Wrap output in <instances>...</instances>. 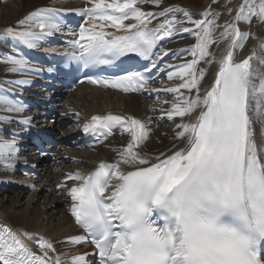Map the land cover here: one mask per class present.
Listing matches in <instances>:
<instances>
[{"label":"snow or ice","instance_id":"snow-or-ice-1","mask_svg":"<svg viewBox=\"0 0 264 264\" xmlns=\"http://www.w3.org/2000/svg\"><path fill=\"white\" fill-rule=\"evenodd\" d=\"M231 2L223 6L231 17L223 24L218 23L221 13L211 8L200 13L201 19H193L179 7L159 13L138 7L148 3L159 7L161 0H84L86 6L76 10L83 23L78 31L69 29L73 37L67 44L72 50L66 54L70 63L90 69L113 65L123 57L148 62L143 70L123 69L122 75L89 76L87 83L125 94L165 92L174 97L170 107L160 109L159 118L174 126L167 151H143L151 135V117L142 121L108 113L91 116L83 126L85 134L102 137L100 143L116 127L129 138L125 147L114 149V162L101 161L88 174L69 173L67 180L73 184L58 185L66 188L70 215L84 233L63 242L93 245L96 264H264V38L251 31L254 21L264 26V0H241L229 7ZM170 13H182L186 19ZM161 17V23L149 28L153 19ZM242 25L248 30H242ZM64 28L59 9L31 12L0 34V41L10 40L13 45L11 53L0 55V65H7L11 74L39 75L41 69L18 46L40 50ZM180 33L195 39L183 50L192 57L190 61L166 65L172 69L168 80L181 82L152 88L148 73L169 55L160 42ZM249 39L257 40V45L237 61V51ZM223 41L227 46L217 60L210 49ZM44 51L54 53L55 49ZM202 61L218 64L213 82L203 92L208 68L201 66ZM30 83L17 79L0 86V111L23 114L25 106L10 98L7 89ZM75 115L79 118V113ZM11 122L10 115L0 116V123ZM19 123L27 126L30 119ZM17 151L15 137L0 139V164L5 169H15ZM25 240L35 243L39 254ZM87 256L73 255L66 261L56 254L51 241L0 224V264H91Z\"/></svg>","mask_w":264,"mask_h":264},{"label":"bare ground","instance_id":"bare-ground-1","mask_svg":"<svg viewBox=\"0 0 264 264\" xmlns=\"http://www.w3.org/2000/svg\"><path fill=\"white\" fill-rule=\"evenodd\" d=\"M0 1H2V3H0V30L1 29L4 30L7 27L17 26L19 24V21L23 20L27 15H29L33 11H36L39 8H60L70 13H73V12L75 13L76 10L86 6L84 3L81 2V0H6L7 3L3 2V0H0ZM204 1H205L204 4L198 9L199 10L203 9L205 11L211 8V10H213L214 12H220L221 16L218 20V23L223 24L226 21L231 19V17L229 15L227 16L224 12V10H227L225 7H223L227 3V0H220L219 4H214L212 0H204ZM240 2L241 0H232L229 7H231L232 5H233L232 7H235ZM169 7H179L185 10L189 8L197 9L196 6L190 7L184 1L162 0L159 7H156V6L152 7V13L153 12L159 13L160 11H163L165 8H169ZM233 15H234V12H233ZM163 19H164L163 17L159 19H153L151 24L157 25L161 23ZM242 30H248L247 26L242 25ZM217 31L220 32L219 29ZM251 31L258 38H264V26L256 25L255 21H254L253 26L251 27ZM5 43L6 41H0V49L3 48V44ZM46 43L47 41L45 42L44 46L47 45ZM256 45H257V40L249 39V41L245 44L244 49L237 51V54H236L237 61L243 59L248 54H250L252 48L255 47ZM226 46H227V41H223L219 44L218 47L212 46L210 51L216 56L218 60L220 56L222 55V53L225 51ZM172 48H174V46H172ZM201 66L208 68V73L205 77V80L203 82V86L201 89V91L203 92L204 88L209 87L210 84L213 82L215 72L218 70V64L213 63L212 65H206L202 61ZM2 72L3 73L7 72V68H1V65H0V74H2ZM160 93H164V92H160ZM69 97H72V99L74 100L72 104L73 110L80 111L79 118H77L76 115H74L75 117L72 116L74 120H77L78 124H80L81 122H85V120L91 117L93 114L99 115V114H103L109 111L112 113H117L121 115H130L133 117L142 116L141 118L139 117L138 118L142 121H145L144 119L147 118V110L149 109V107H147L146 105L148 104L147 103L148 101L146 102L145 99L144 100L134 99V98L139 97L136 94L121 95V94H118L116 92H112L109 90H100L97 88H88L85 86H81L78 89H76L74 92L70 93ZM118 98H128V99H126V101H124L121 105V101ZM156 101H153V102H156ZM0 112H3V111H0ZM149 113L150 112H148V114ZM2 114L10 115L12 117V114H9V113L4 114L3 112ZM82 115L84 116L81 117ZM155 116L160 117L161 112L159 111L158 115L155 114ZM12 119H15V117ZM158 120H161V119L159 118ZM0 124L4 126H8L6 124L11 125V123H0ZM78 124L77 126H79ZM255 127L258 132L259 125H255ZM162 130L163 129H161V131ZM120 132L121 131H119V133ZM159 133H163V131L156 132L155 136H157V134ZM168 135L171 140H168L166 138H160V142H158V144L152 145L150 148H144L143 151L149 154H157L160 151H167L168 148H170L173 143L172 141L173 133L170 131ZM0 136H1V133H0ZM114 137L115 136L111 137L102 146L98 148L89 149L87 151H92L93 153L94 151L96 152V150H101L105 148L107 145H109L112 142V139ZM0 139H2V136ZM128 139L129 138L127 134L125 133L122 141L117 143L118 149L119 147L120 149L125 147L127 145ZM100 152L102 153L101 157L95 161L91 159H87L88 162L85 161L86 159L79 160L73 166L76 169L74 170L79 171L82 174L83 173L86 174L87 172L93 170V168H95L101 161L114 162V160L116 159V157H114L113 154L107 157L105 156L106 153H103L104 152L103 150H101ZM79 154L80 153L74 154L73 158L67 152H62L59 154V157L63 159V162L61 165L54 166V168L57 169V173L55 174L54 177L61 176L62 172L65 173V176L61 178L59 182L56 183L54 181H49L48 178H46L45 183L41 185V184H36L33 181L35 187L32 189L31 195L27 197L24 202H23V199H24L25 193L23 191H17V193H14L13 198L10 199L9 202L7 200L5 202L3 201V199L0 200V223L11 227L15 231L28 232L34 238L43 237L51 241L56 248V254L61 255L62 258L65 259L66 261L70 260L73 255L88 254L87 258L91 262V264H93L92 259H91V255L93 254V251L87 244L79 245V246H72V245H69L63 242V241H66V239L70 236L83 235L74 224V219L70 215V212H69L70 206L65 205V203L68 200L67 199L68 197L62 195V196H58L57 198L54 196L55 197L54 205H52L53 204L52 201H49L48 205L43 204L42 207L44 210L42 211L36 210L35 212H32V210L34 209V206L38 203L39 199L45 200L49 194L52 195V193H54L53 189L55 190L58 189V185L63 184L67 180V175L69 173H74L73 170L71 171V166L69 165V163L72 162L73 160H76V158L78 157H82ZM104 156L107 158L105 159ZM21 163H24V162H21ZM16 167H18V164ZM16 167L15 169L7 170L3 166H1L0 167V183L3 182L4 186L9 185L10 187L12 185H18L19 189L20 188H32L31 181L30 183H27V184H21L20 182L10 183V180L16 176V173H17ZM48 177H51V176H48ZM19 181H24V180H19ZM20 190H23V189H20ZM7 191L11 193L10 188L7 189L6 187H3V189L0 190V195L7 193ZM21 207H22V210L19 209ZM62 207H65L66 211L65 210L63 212L61 211L60 214H58L60 215V218L58 219L56 218L57 216L56 212ZM25 242L30 246V248L33 251H35L34 248L32 247L31 241L25 240Z\"/></svg>","mask_w":264,"mask_h":264},{"label":"rangeland","instance_id":"rangeland-1","mask_svg":"<svg viewBox=\"0 0 264 264\" xmlns=\"http://www.w3.org/2000/svg\"><path fill=\"white\" fill-rule=\"evenodd\" d=\"M162 1V0H161ZM174 1H177V0H174ZM178 1H184L185 3H187V5H189L190 7H192V6H196L197 7V9H195V8H189V9H187L186 11H188V12H190L191 14H192V17H193V19H201L202 17L200 16V13H202V12H204V10L203 9H198V8H200L203 4H204V0H178ZM237 2V1H236ZM5 3H7V2H5ZM138 6H140V8H141V10L142 11H145V12H152V7L154 6V5H152L151 3H148V4H144V5H138ZM233 6V5H232ZM231 6V7H232ZM202 10V11H201ZM198 11V12H197ZM206 11V10H205ZM224 12H225V14L228 16V14H227V10H224ZM154 13V12H153ZM169 16H176L177 17V19H179V20H185L186 18L182 15V13H170L169 14ZM158 25V24H157ZM179 26V25H178ZM184 27H192L191 25H188V24H185V25H183ZM3 33V30L1 29L0 30V34H2ZM216 35H219V32L217 31L216 32ZM191 42V43H190ZM195 43V39H194V37H192L190 34H188V33H181L180 34V36L179 37H177V40L175 41V44H177V45H173L174 46V48H172V49H175L174 51H176L175 53L178 55L177 56V58L174 60V62L172 63V65H180V64H183V63H185L186 62V60H188V61H190L192 58H191V56L190 55H187V53L185 52V51H183V50H185V49H188V48H190L193 44ZM182 45V46H181ZM3 46H5V44H3ZM182 47V51H181V53L179 54V52H178V50H181L179 47ZM213 46H216V47H218L219 45H213ZM183 57V58H182ZM191 58V59H190ZM190 59V60H189ZM5 66V67H4ZM6 66L7 65H1V68H6ZM8 67V66H7ZM170 71H172V69H170ZM6 73V74H5ZM5 73H3L2 72V74H0V84H2V85H5V82L7 81V80H9L10 79V77H21V76H19V75H15V74H8L7 72H5ZM181 81H179V80H177V79H174V80H171V81H169L168 80V78L166 77L165 78V80L162 82V83H160V84H158L157 85V87L156 88H163V87H169V86H172V84H173V86H176V85H178L179 83H180ZM6 86V85H5ZM183 91V90H182ZM118 99H120V101H121V105H122V103L124 102V101H126V99H128V98H118ZM134 99H137V100H144V99H141L140 97H138V98H134ZM173 99H174V97H173V95L172 94H169V93H163V95H161L160 96V99L159 100H157L156 102H147L146 100V102L148 103V104H146L147 105V107H149V109L147 110V118L146 119H144L145 121H147L148 120V118L149 117H151L152 118V122L149 124V130H150V139L146 142V144L144 145V148H150L152 145H155V144H158V142H160V138H166V139H168V140H171L170 138H169V132L171 131L172 133H173V125H172V122H170V121H168L166 118L164 119V120H166V121H168L167 122V124H165V122H164V120H158L159 119V116H155V114L156 115H158V112L160 111V109L163 107V108H168V107H170L171 106V103L173 102ZM167 101L168 103H164V101ZM73 99H72V97H69V99H68V101H67V103H66V110L67 109H69V108H71V110H69L70 112H72V113H74V111H77V113H80V111H78V110H73ZM157 103V104H156ZM90 108V107H89ZM153 108H155L156 109V111L155 112H151V110L153 109ZM73 110V111H72ZM105 110H107V109H105ZM111 110V109H110ZM70 112H69V114H70ZM148 112H150L149 114H148ZM161 112V111H160ZM3 112H0V116H4L3 114H2ZM71 113V114H72ZM152 113V114H151ZM4 114H7V113H4ZM14 114H12V116H13ZM75 115V114H74ZM84 115H82L81 117H83ZM14 117V116H13ZM70 117V116H69ZM73 117H75V116H73ZM141 118L142 116H137V117H135V118ZM138 118V119H139ZM164 122V123H163ZM77 123V122H76ZM6 125H8V127L10 126V124H6ZM3 127H4V125H2ZM165 128H167V129H165ZM161 129H163L162 131H163V133H159V134H157V136H155V133L156 132H162L161 131ZM165 130V131H164ZM168 133H167V132ZM0 133H1V131H0ZM1 136H2V139H4V140H10L9 138H6L5 136H3V134L1 133ZM1 136H0V138H1ZM123 137H124V134H121V132L120 133H118V135H116L113 139H112V142L109 144V145H107L105 148H103V149H101V150H103L104 152L103 153H106L105 154V156H107V157H109V156H111L112 154L114 155V157H116V151H114V149L115 150H119L120 149V147H119V149H118V145H117V143H119V142H121L122 141V139H123ZM101 150H96V152L94 151L93 153H92V151H83V152H81L79 155H81L82 157H78V158H76V162H78L79 160H84V159H86L85 161H87V159H91V160H93V161H95V160H97L98 158H100L101 157V155H102V153L100 152ZM109 151V152H108ZM113 152H115V153H113ZM70 153V155L72 156V158L74 157L73 155L74 154H76V153H74V154H72V152H69ZM78 153V152H77ZM104 156V158L106 159L107 157H105ZM19 160L17 159V162H16V166H17V164L19 165V163H21V161H19ZM73 162V161H72ZM88 162V161H87ZM76 164V163H75ZM1 166H3L2 164H0V167ZM74 166V165H73ZM75 169V167H71V171L73 170L74 171V173L75 172H77V171H75L74 170ZM52 174V173H51ZM44 176H48V175H45V174H43ZM1 183H3V182H1ZM0 183V184H1ZM3 187H4V185H3ZM3 187H2V189H3ZM7 189H9V185H7V187H6ZM64 191V190H63ZM62 191V192H63ZM14 193H17V192H15V191H11V193L10 192H8L7 191V193H4V194H2V195H0V200H2L3 199V201H5L6 202V200L9 202V200L10 199H12L13 198V194ZM25 193V195H24V199H23V202L25 201V199L27 198V197H29L30 195H31V193L32 192H24ZM53 195V194H52ZM52 195H48V197L44 200V199H39V201H38V203L34 206V209L32 210V212H35L36 210L37 211H42V210H44L43 209V204H46V205H48V203H49V201H52L53 202V204L52 205H54V203H55V197H57L58 198V196H62V195H64V196H66L67 197V192L66 191H64L63 193H61L60 195H58V196H55L54 197V195L52 196ZM68 200H67V202L65 203V205L66 206H70V204H71V202H70V200H69V198H67ZM8 202H7V204H8ZM64 208V209H63ZM19 209H21L22 210V207L21 208H19ZM66 211V208L65 207H62V208H60L59 210H57V212H56V218H60V215H58V214H60V212L62 211ZM34 239H37V238H34ZM32 247L33 246H35V248L36 249H38V247H37V245L35 244V243H33L32 242Z\"/></svg>","mask_w":264,"mask_h":264}]
</instances>
